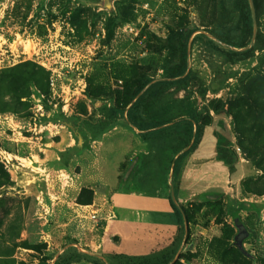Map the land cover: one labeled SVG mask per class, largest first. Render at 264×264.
<instances>
[{
  "label": "rangeland",
  "instance_id": "rangeland-1",
  "mask_svg": "<svg viewBox=\"0 0 264 264\" xmlns=\"http://www.w3.org/2000/svg\"><path fill=\"white\" fill-rule=\"evenodd\" d=\"M242 3L116 0L111 15L0 0V264H264V0L246 68L226 69L199 35L188 82L155 85L147 105V119L173 124L146 134L109 119L132 109L139 82L171 77L195 30L239 40ZM217 130L233 172L196 153Z\"/></svg>",
  "mask_w": 264,
  "mask_h": 264
},
{
  "label": "trees",
  "instance_id": "trees-1",
  "mask_svg": "<svg viewBox=\"0 0 264 264\" xmlns=\"http://www.w3.org/2000/svg\"><path fill=\"white\" fill-rule=\"evenodd\" d=\"M242 1H243V3H242V15H241L240 24L238 25V29L240 31L239 40L235 41V40L228 39L224 36L214 35L217 38H219V39H221V40H223L229 44L237 45V46L246 45L249 42L250 37H251V26L249 29V26L247 24V16H246V12H245V10L248 9V5H247L246 0H242ZM254 1H255V5H256V9H257V17H258L260 14V11H261V7H262V0H254ZM249 16H250V13H249ZM113 20L114 19L112 18V21ZM197 37H196V39H197ZM196 39L194 40V43H195ZM257 40H258V38H257ZM209 42L212 43L211 44L212 47L219 50L224 55L225 60H226L225 62L227 64L235 65L240 61H243V60H246V59L253 57V49H251L247 52H244V53H235V52L227 51V50L221 48L220 46H218L217 44H215L211 41H209ZM178 50H179V63L174 68L172 74L170 75L171 77H176V76H180V75L184 74L186 71V68H187V53H185V50H184V43L181 42ZM190 76H191V73H189V75H187L185 78L180 79L178 81H173V82H171V81H159V82L152 84L146 90V92L142 96H140L138 98V100L132 105V109L130 111H128L129 121L133 122L138 129H140L141 131H144V133H146V134L153 132L155 129H158L159 127L162 128L165 125L167 126V124L173 123V122L165 123V122L153 121V120H149L145 117L147 105L149 104V102L152 99L156 98L160 93L159 90H153V87L155 85L164 86V85H170V84L173 85L176 83L185 84L190 79ZM151 81H152L151 79H145V80H142L141 82H139L138 85H136V87L132 90V92L130 94V103H132L133 99ZM213 107H214L213 110L216 114H221V113L225 112L224 106H223V104H221L220 101L216 105H214ZM111 110H112L111 116L109 118L111 122H115L119 116L124 118V112H125L124 108L118 107V108H113ZM199 125L200 126L202 125L201 127H209V126H211V121L202 120V122L197 125L198 128L200 127ZM186 132L191 133L192 130L187 128ZM215 137L217 140L216 160L221 161L224 165H226L230 169L231 172L235 171L237 154L231 146V140L227 136H225L221 130H217L215 132ZM196 142L199 143V140H196ZM182 258H183V256H182ZM131 259H132L131 256H128V258L126 259L127 263H129L131 261ZM172 260H173V258L168 257V256L166 258H162L161 260H157L155 262L154 261L153 262L147 261L145 259H140L139 264H170L172 262ZM56 264H62V263H56ZM173 264H184V263L181 262V259H179L176 262H174Z\"/></svg>",
  "mask_w": 264,
  "mask_h": 264
},
{
  "label": "water",
  "instance_id": "water-1",
  "mask_svg": "<svg viewBox=\"0 0 264 264\" xmlns=\"http://www.w3.org/2000/svg\"><path fill=\"white\" fill-rule=\"evenodd\" d=\"M80 1L85 6L90 5L96 9L108 10V12L111 15H113L115 13L114 2L116 0H80ZM246 2H247L249 13H250V26H251V37H250L249 42L246 45H244V46L232 45V44H229V43L217 38L216 36L210 34L209 32H207L205 30H202V29L195 30L190 35L188 43H187V68H186L185 73L180 75V76H176V77L158 78V79L152 80L133 99L130 107H132V105L138 100V98L140 96H142L152 84L159 82V81H171V82L178 81L180 79L185 78L187 75H189V73L191 71L192 45H193V41L195 40V38L199 35L206 36L207 38H209L210 40L215 42L218 46H220L221 48H223L227 51H230V52L244 53V52H247V51L253 49V47L255 46V44L257 42V38H258V34H259L257 9H256V5H255L254 0H246ZM124 119L128 123L131 124V122L128 119V109L125 110V112H124ZM171 124H173V123H170L167 125H171ZM135 129L137 132H140V133L144 132V131L139 130L137 127H135ZM236 226L238 228V234L235 236V244L241 252H243L244 254H248V252L244 249V246H243V241L248 236V231H247V229L243 223L239 222L236 224Z\"/></svg>",
  "mask_w": 264,
  "mask_h": 264
},
{
  "label": "crops",
  "instance_id": "crops-1",
  "mask_svg": "<svg viewBox=\"0 0 264 264\" xmlns=\"http://www.w3.org/2000/svg\"><path fill=\"white\" fill-rule=\"evenodd\" d=\"M251 59H246L244 61H240L235 65L232 64H227L226 69H234V68H246V64L250 62ZM251 65V64H250ZM217 140L216 137L214 136L213 140H206L205 138L201 141L200 145H198L196 149V153H203L206 155H211L214 156L213 158H216V153H217Z\"/></svg>",
  "mask_w": 264,
  "mask_h": 264
},
{
  "label": "built area",
  "instance_id": "built-area-1",
  "mask_svg": "<svg viewBox=\"0 0 264 264\" xmlns=\"http://www.w3.org/2000/svg\"><path fill=\"white\" fill-rule=\"evenodd\" d=\"M126 29L129 30L130 34H133L135 36H138V34H139L137 27H135L133 25H127Z\"/></svg>",
  "mask_w": 264,
  "mask_h": 264
}]
</instances>
